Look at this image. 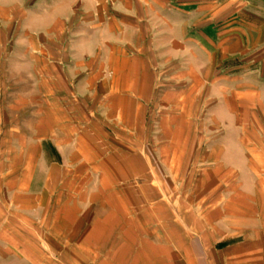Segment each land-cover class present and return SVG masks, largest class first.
<instances>
[{
  "label": "rangeland",
  "instance_id": "rangeland-1",
  "mask_svg": "<svg viewBox=\"0 0 264 264\" xmlns=\"http://www.w3.org/2000/svg\"><path fill=\"white\" fill-rule=\"evenodd\" d=\"M60 4L82 17H95L87 27L73 25L75 33L101 31L111 20L119 39L133 44L137 26L146 34L161 33L160 40L152 42L157 48L173 43L179 30L192 38L186 42L195 49L191 60L176 53L153 65L159 87L149 103L148 130L142 136L125 132L131 145L123 148L101 147L105 154L111 152L112 169H121L120 155L126 159L141 151L152 155L168 189L166 198H161L168 209L161 200L160 209L151 207L158 195L147 177L103 180L111 188L105 198L119 203V193L128 192V201L139 204L131 213L144 220L150 233L167 234L175 219L177 239L184 233L178 224L190 221L191 228L185 225L193 236L206 230L208 235L240 240L242 247L229 251L225 264L249 263L254 252L251 237L260 232L254 218L264 219V0H62ZM42 5L57 7L51 1ZM38 6L34 0L0 2V221L24 216L21 210L9 211L14 198L18 208L28 206L17 193L27 186V180L19 178L20 159L32 135L33 113L44 101L30 97L41 90L34 61L42 51L39 33L30 34L28 28L39 31L54 23ZM195 38L202 40V48L207 46V65L200 60ZM225 64L240 67L239 75H230ZM43 179L33 180V185L40 186ZM82 184L60 183L55 203L58 200L62 206L72 194L68 202L86 212L90 195L76 191ZM141 187L140 198L134 193ZM87 188L91 184L84 185Z\"/></svg>",
  "mask_w": 264,
  "mask_h": 264
},
{
  "label": "crops",
  "instance_id": "crops-1",
  "mask_svg": "<svg viewBox=\"0 0 264 264\" xmlns=\"http://www.w3.org/2000/svg\"><path fill=\"white\" fill-rule=\"evenodd\" d=\"M48 1L54 2V6L57 3V7H44L42 4ZM61 2L34 0L40 4L38 8L45 18L54 19L52 26L44 25L39 31L28 28L30 34L39 33L42 51L34 61L41 90L30 97L44 101L37 104L33 113L29 126L32 135L20 159L19 178L27 180V186L17 193L23 195L28 206L18 208L14 198L9 211L21 210L24 216L0 221V264H225L226 254L242 247V241L208 235L206 230L193 236L185 225L191 228L190 221L178 224L184 233L177 239L175 219L167 234L150 233L144 228V220L131 213L139 204L128 201V192L119 193V203L105 198L111 188L103 180L146 177L151 182L150 189L158 195V202H152L151 207L160 209L164 201L161 198H166L168 189L161 182L163 177L152 155L145 151L127 159L120 155L121 169H112L111 152L105 154L101 147L123 148L131 145L125 132L142 136L148 130L149 103L159 87L153 65L176 53L189 58L195 49L186 42L190 43L192 38L179 30L173 43L157 48L152 42L160 40L161 33L152 36L137 26L134 45L119 39L111 20L101 31L90 33L82 29L75 33L73 25L87 27L95 17H82L72 9L66 10ZM32 10L31 7L28 19ZM194 41L199 45L200 60L207 65L206 44L202 48L201 39ZM230 64L224 65L231 68L230 75H239L240 67ZM40 178L45 181L40 186L33 185V180ZM78 181H83L82 187H76L79 195H90L88 204L85 203L87 210L82 213L68 202L72 194L67 201L72 205L65 202L60 206L54 199L60 183ZM86 184H91L87 192L83 189ZM52 185H56L54 192ZM142 188L135 191L137 197L143 195ZM66 190L68 187L64 186L65 193ZM254 219L260 232L251 237L254 252L249 254L246 264H264V219Z\"/></svg>",
  "mask_w": 264,
  "mask_h": 264
}]
</instances>
